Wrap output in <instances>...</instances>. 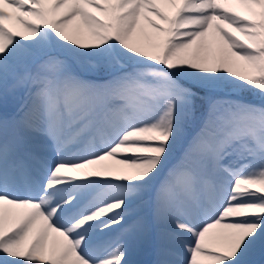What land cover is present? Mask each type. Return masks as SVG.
I'll return each instance as SVG.
<instances>
[{"label":"snow or ice","instance_id":"obj_1","mask_svg":"<svg viewBox=\"0 0 264 264\" xmlns=\"http://www.w3.org/2000/svg\"><path fill=\"white\" fill-rule=\"evenodd\" d=\"M0 264H264V0H0Z\"/></svg>","mask_w":264,"mask_h":264},{"label":"bare ground","instance_id":"obj_2","mask_svg":"<svg viewBox=\"0 0 264 264\" xmlns=\"http://www.w3.org/2000/svg\"><path fill=\"white\" fill-rule=\"evenodd\" d=\"M164 7H165V11L168 12L169 15H172L174 13V11H175V9L173 7H171V6H164ZM154 31L155 30L152 29L150 26H148L146 24V22H145V32H138L137 36L134 37V40L136 42H139V43L145 45V46H149L150 41L147 39V36L145 35V33H154ZM209 43H212L214 45V47L217 48V41H216L215 37H213L211 34L209 35V38H208V44ZM234 70L240 71L241 73H247L248 72V69L245 67V62H243V61H240L238 64H236L234 66ZM111 163H114V162H111ZM140 259H142L143 261L147 262L150 259V254L149 253H144L140 257Z\"/></svg>","mask_w":264,"mask_h":264},{"label":"rangeland","instance_id":"obj_3","mask_svg":"<svg viewBox=\"0 0 264 264\" xmlns=\"http://www.w3.org/2000/svg\"><path fill=\"white\" fill-rule=\"evenodd\" d=\"M170 6V5H169ZM6 23H8L10 26H12L14 29H19L21 26L18 25V22L15 21V19L12 20H8L6 21ZM210 47L212 50H215L216 48L214 47V45L212 43H209ZM215 48V49H214ZM216 230H213V232H215ZM32 239V235L29 236V241H31ZM28 241V242H29ZM51 239L49 240V248L51 247Z\"/></svg>","mask_w":264,"mask_h":264}]
</instances>
